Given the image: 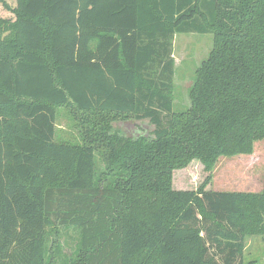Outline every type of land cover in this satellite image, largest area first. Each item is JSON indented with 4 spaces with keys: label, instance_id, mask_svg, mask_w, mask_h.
Here are the masks:
<instances>
[{
    "label": "trees",
    "instance_id": "16d2710c",
    "mask_svg": "<svg viewBox=\"0 0 264 264\" xmlns=\"http://www.w3.org/2000/svg\"><path fill=\"white\" fill-rule=\"evenodd\" d=\"M3 5L14 18L0 17V264H254L246 239L264 235V185L172 180L264 139V0ZM190 32L213 45L176 110L173 39ZM59 106L91 116L93 138L58 140ZM119 117L152 130L129 136ZM56 226L79 231L71 256L50 246Z\"/></svg>",
    "mask_w": 264,
    "mask_h": 264
},
{
    "label": "rangeland",
    "instance_id": "374dc122",
    "mask_svg": "<svg viewBox=\"0 0 264 264\" xmlns=\"http://www.w3.org/2000/svg\"><path fill=\"white\" fill-rule=\"evenodd\" d=\"M4 1L12 7L15 5V0H0V17L13 19L14 14L5 8ZM212 45V34L190 32L174 36L176 73L173 96L176 110H183V107L190 104L189 89L194 82L196 69L208 56ZM89 117L91 116L77 112L70 106L57 107V139L83 143L85 136L93 138L88 132ZM136 123L133 119L119 117L113 124L121 127L129 136L147 135L152 130L150 126L144 127L146 122ZM96 165L98 169H103L105 165L99 154L96 156ZM172 182L175 189L183 190H196L205 185L207 190L214 191L260 192L264 185V139L255 142L252 153L220 157L211 169H205L200 160H193L187 167L174 171ZM49 231L50 246L54 248L57 245L55 251H60L58 259L71 256L79 242V231L58 226ZM244 257L246 262L264 264V235L247 237Z\"/></svg>",
    "mask_w": 264,
    "mask_h": 264
}]
</instances>
